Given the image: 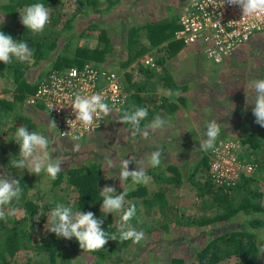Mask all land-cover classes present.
I'll return each mask as SVG.
<instances>
[{
	"label": "trees",
	"instance_id": "trees-1",
	"mask_svg": "<svg viewBox=\"0 0 264 264\" xmlns=\"http://www.w3.org/2000/svg\"><path fill=\"white\" fill-rule=\"evenodd\" d=\"M69 2L75 4L74 8L71 15L63 18ZM121 2L0 0V14L7 16V20L0 16V81L8 83L11 80L14 85L11 88L0 83V161L4 166L15 162L9 168L15 170L19 153L36 148L35 127L39 124L22 107H16L18 103L27 102L39 80L56 68L81 66L85 62L106 64L114 50L112 37L100 18L91 19L81 30L70 33L74 19L80 15H104ZM179 25L175 14L170 19L140 20L129 27L121 67L129 96L117 112L125 126L144 129L157 122L161 115L173 116L189 106L187 84H179L169 66L170 59L185 47L182 40L175 38ZM263 31L256 35L261 36ZM75 34L81 40L71 50ZM148 52L154 55V65H145L140 60ZM45 59H53L51 67L40 72L35 80H29L27 70ZM135 61L137 71L128 69ZM11 90H14L12 98L6 95ZM42 134L47 137L45 131ZM194 136L186 135L188 139ZM228 138L235 139L223 134L212 141V147L220 139ZM237 140L241 143L238 157L255 161L257 169L254 172L259 175L264 170V129L250 127ZM176 141H169L168 146L173 147ZM205 147L202 158L187 172L176 162L163 161L160 155L153 157V164L144 172L160 183L153 188L139 182L133 188L104 192L102 165L98 160L58 169L53 184H64V191L73 190L76 210L91 221L86 227L66 221L68 216L61 211L65 195L51 203H40L35 196L37 193L31 191V174L28 171L16 173L15 184L9 189H0V202L5 207L0 210V264H72L69 253L72 248L93 256V264L120 262L125 258L123 252L142 229L170 232L180 226L200 228L203 236L209 234L210 237L188 255L174 252L167 264H264L258 232L264 228V192L252 186L256 180L253 174L241 175L235 184L216 182L211 171L212 147L210 154L208 146ZM183 181H189L198 196L197 211L193 213L182 208L180 193L175 191ZM52 207L57 208L58 213L53 219L54 229L43 238L47 241H32L31 226L38 216L45 218L47 209ZM7 209L10 212L22 209L23 214L17 217L8 214ZM139 213H159V218H155L154 223L141 222ZM239 215L244 217L236 220ZM222 221L234 223L223 231H216L214 226ZM179 239L192 241L190 235H182L173 241ZM66 245L68 248H64ZM24 246L36 253L25 251L23 263L17 255Z\"/></svg>",
	"mask_w": 264,
	"mask_h": 264
},
{
	"label": "rangeland",
	"instance_id": "rangeland-1",
	"mask_svg": "<svg viewBox=\"0 0 264 264\" xmlns=\"http://www.w3.org/2000/svg\"><path fill=\"white\" fill-rule=\"evenodd\" d=\"M185 2L186 0H122L114 9L101 15L102 17L94 14L77 16L74 19V26L68 32L79 31L91 19L100 18V21L108 28L115 44L114 50L105 63L120 70L125 82L124 70L121 67L129 27L140 20L170 19L175 14L179 17V11ZM73 5L75 4L67 3L63 18L71 15ZM0 16L7 20L4 13ZM62 23H60L61 26ZM261 34L250 42L251 37L222 63L211 62L195 45L183 48L180 53L170 59L169 66L176 81L179 84H187L186 94L189 106L181 108L173 116L161 115L157 122L150 123L144 129L137 130L125 126L122 117L118 113H113L109 115L103 129L84 139L73 141L58 136L46 112L45 115L42 113L35 115L28 102L21 105L18 103L20 106L17 104L16 108L22 107L21 109H24V112L39 124L35 127L36 148L22 152V156L19 153L15 170L9 169L15 162L4 166V163L0 161V189L11 188L15 184L16 173L22 174L28 171L33 183L31 191L37 193L35 196L40 203H51L65 195L62 198L61 211L68 216L66 221L86 227L91 221L76 210L73 203L75 198L73 190L64 191V184H53L54 175L58 169L98 160L102 165L104 192L133 188L139 182L153 188L160 183L155 182L153 176L144 175V172L153 164L152 159L156 155H160L163 161L178 163L187 172L188 169L193 168L196 161L202 158L206 149L205 145L208 146L207 152L210 154L211 143L215 138L226 134L237 140L239 136L246 134L250 127L263 130L264 31ZM90 35L93 34L90 33ZM80 40L78 34L73 35L70 49L74 48ZM52 61L53 59H45L37 65L33 64L27 70L28 79L33 81L38 78L40 72L51 67ZM136 64L137 61L128 69L133 68L137 71ZM9 82L0 81L2 86L13 88L12 81L9 80ZM13 91H9L6 95L11 97ZM43 131L47 134L46 138L42 134ZM190 134L195 136L188 139L186 135ZM174 139L177 141L173 147L168 146V142ZM137 174L138 176H134ZM252 174L256 177L252 186L264 192V170H261L259 175L256 172ZM172 185L175 186L174 183ZM175 191L180 193L181 206L186 212L197 211L195 203L198 196L189 181H183V185L176 186ZM3 208L5 207L0 202V210ZM7 210L8 214H15L17 217L23 214L22 209L12 212ZM56 213L58 209L52 207L47 209L45 218L41 219V216H38L37 222L30 228L32 241L37 243L47 241L43 238L54 229L53 219ZM158 214L139 213L138 217L140 216L141 222L148 220L154 223V219L159 218ZM243 217L244 215H239L236 220ZM233 223L234 221L232 223L222 221L214 228L216 231H223L227 225ZM142 230L123 254L121 253L125 257L124 260L120 262L112 260L104 264H167L174 252L188 255L210 237L209 234L203 236L200 228L196 227L180 226L170 232H163L161 229H154L151 232ZM258 232L259 242L264 251V228L258 229ZM182 235H190L192 241L182 239L173 241L174 238H180ZM25 251L36 253L35 250L24 246L17 255L23 263L26 260ZM69 253L73 258L72 264L94 263L93 256L83 250L72 248Z\"/></svg>",
	"mask_w": 264,
	"mask_h": 264
},
{
	"label": "built area",
	"instance_id": "built-area-1",
	"mask_svg": "<svg viewBox=\"0 0 264 264\" xmlns=\"http://www.w3.org/2000/svg\"><path fill=\"white\" fill-rule=\"evenodd\" d=\"M179 24L175 38L197 44L208 60L222 63L264 30V0H186ZM140 60L145 65L155 64L151 53ZM128 96L120 70L85 62L48 71L27 102L42 106L58 136L78 141L103 129L109 115L120 111ZM240 146L239 140L220 139L212 147L211 171L216 182L235 184L241 175L257 169L255 161L238 157Z\"/></svg>",
	"mask_w": 264,
	"mask_h": 264
},
{
	"label": "crops",
	"instance_id": "crops-1",
	"mask_svg": "<svg viewBox=\"0 0 264 264\" xmlns=\"http://www.w3.org/2000/svg\"><path fill=\"white\" fill-rule=\"evenodd\" d=\"M179 13H180V11H179ZM178 16H179V14H178ZM178 19H179V17H178ZM253 38H251V40H250V42L252 41V40H254L255 38H257L258 37V35H256V34H254L253 36H252ZM191 46V45H195V46H197L198 48H199V46L197 45V44H185V47H187V46ZM185 47H183V48H185ZM183 48L181 49V50H183ZM200 49V48H199ZM238 49V48H237ZM181 50L180 51H178L175 55H177L178 53H180L181 52ZM237 51V50H236ZM174 55V56H175ZM32 107H31V111H32V113L33 114H41L42 113V115L44 114L45 115V111L42 109V108H40V106H35V105H32V104H30ZM47 118V117H46Z\"/></svg>",
	"mask_w": 264,
	"mask_h": 264
}]
</instances>
